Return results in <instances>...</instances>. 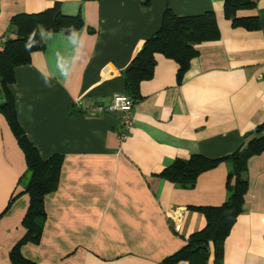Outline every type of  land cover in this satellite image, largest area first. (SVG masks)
Returning a JSON list of instances; mask_svg holds the SVG:
<instances>
[{
    "label": "crops",
    "instance_id": "1",
    "mask_svg": "<svg viewBox=\"0 0 264 264\" xmlns=\"http://www.w3.org/2000/svg\"><path fill=\"white\" fill-rule=\"evenodd\" d=\"M254 2L238 16L257 17V31L233 28L222 0H0V50L14 37L8 26L15 15L57 4L62 15L82 21L73 36L43 35V51L13 71L10 92L25 136L42 159H63L57 188L44 197L40 241L25 244L23 257L36 264H159L204 227L203 216L188 207L226 200L229 162L200 175L192 189L155 175L192 155L224 158L264 122V0ZM166 7L177 16L212 11L219 38L196 47L179 84L176 63L155 56L120 140V115L92 109L125 95L121 73ZM245 177L222 264H264V151L248 159ZM20 178L26 184L24 157L0 114V214L22 190ZM27 205V195H19L0 217V264H11Z\"/></svg>",
    "mask_w": 264,
    "mask_h": 264
},
{
    "label": "trees",
    "instance_id": "2",
    "mask_svg": "<svg viewBox=\"0 0 264 264\" xmlns=\"http://www.w3.org/2000/svg\"><path fill=\"white\" fill-rule=\"evenodd\" d=\"M223 18L233 28L257 31L260 23L257 17H239V12L255 8L254 0H222ZM147 3V2H146ZM82 27L79 15L64 16L57 4L36 14H18L9 21L8 30L13 38L4 40L0 50V114L21 150L28 175L26 184L22 178L18 186L21 191L13 193L7 206L1 212L2 217L19 195H27L28 205L21 220L24 230L22 238L11 248L8 258L11 264H36L21 254L25 244L37 245L40 241L46 214L44 197L56 190L62 156L52 155L42 159L36 148L25 136L15 111L10 86L14 81L15 68L30 63L31 55L43 51V35L61 32L73 36ZM219 38L216 18L212 11L194 16H177L168 7L161 15L158 29L142 43L133 59L122 71L124 94L132 101L140 98L139 86L153 76L155 56L161 55L177 65L176 83H180L189 70L190 63L198 55L196 47ZM264 122L258 125L251 138H245L230 155L220 159H208L192 155L187 160H174L157 176L182 189H192L200 175L227 161L230 170L225 178L226 200L219 206L188 207V210L201 214L204 227L191 234L184 245L173 254L165 257L159 264H207L212 256L213 264H222L223 245L242 212L244 196L248 184L245 177L246 163L249 158L264 151ZM248 137V135H247Z\"/></svg>",
    "mask_w": 264,
    "mask_h": 264
},
{
    "label": "built area",
    "instance_id": "3",
    "mask_svg": "<svg viewBox=\"0 0 264 264\" xmlns=\"http://www.w3.org/2000/svg\"><path fill=\"white\" fill-rule=\"evenodd\" d=\"M133 101L126 95H113L104 105L95 106L92 111L95 115L117 113L119 118V139L124 140L132 122Z\"/></svg>",
    "mask_w": 264,
    "mask_h": 264
},
{
    "label": "rangeland",
    "instance_id": "4",
    "mask_svg": "<svg viewBox=\"0 0 264 264\" xmlns=\"http://www.w3.org/2000/svg\"><path fill=\"white\" fill-rule=\"evenodd\" d=\"M1 102V101H0ZM27 178H28V175H27Z\"/></svg>",
    "mask_w": 264,
    "mask_h": 264
}]
</instances>
